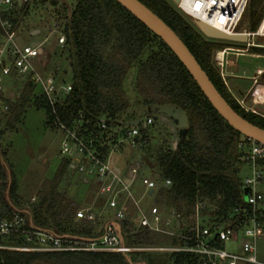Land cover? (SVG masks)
<instances>
[{
  "label": "trees",
  "instance_id": "1",
  "mask_svg": "<svg viewBox=\"0 0 264 264\" xmlns=\"http://www.w3.org/2000/svg\"><path fill=\"white\" fill-rule=\"evenodd\" d=\"M141 1L175 30L232 107L264 128V118L257 119L259 114L250 110L245 112L233 100L212 61L215 50L232 45L226 40L204 35L167 0ZM29 3L2 12L0 41L5 37L1 22L8 20L11 29H17L29 13ZM58 3L59 0H51L52 5ZM249 5V30H255L264 15V1L250 0ZM60 8L55 12L58 19L65 20L62 33L70 48L74 73L72 89L56 103L54 111L39 85L26 78L18 99H9V110L2 114H9L7 126L17 130V124L27 109L36 105L45 110L46 124L52 122L58 128L59 122L69 127L80 123L84 137L93 139L100 155L107 157L112 149L123 150L122 146L116 149L118 145L111 133L112 126L126 125L128 120L142 116V111L152 104H175L187 110L189 126L176 145L158 148L155 159L158 179L168 178L171 184H159L156 202L169 209L168 217L176 216L175 227L182 232L194 226L198 202L203 205L200 208L201 223L211 231L240 216L250 217L252 204L244 196V178L241 176L243 166L248 162L244 158L248 152L244 147L249 139L216 111L168 45L117 0H76L69 12L66 6H63L64 12ZM130 73L132 79L126 84ZM103 120L107 123L105 129L100 128ZM144 140L145 133L140 140L141 146ZM257 163L263 164L264 157L258 158ZM1 165L0 159V169ZM69 167L70 157L65 156L54 178L46 180L40 189L39 202L26 211L34 224L56 235L97 237L103 229L97 235L73 232V211L76 214L79 207L72 209L67 196L57 193L58 183ZM9 185L8 195L15 194V180ZM2 199L0 187V217L6 214ZM210 208L213 210L208 214ZM261 214L262 210H259L260 221L264 218ZM128 216L121 224L125 242L130 245L152 244L153 233L144 228L132 232ZM171 242L183 243L177 236L172 237ZM3 255V264H138L137 257L144 264H199L200 261L199 256L186 251L8 250Z\"/></svg>",
  "mask_w": 264,
  "mask_h": 264
},
{
  "label": "built area",
  "instance_id": "2",
  "mask_svg": "<svg viewBox=\"0 0 264 264\" xmlns=\"http://www.w3.org/2000/svg\"><path fill=\"white\" fill-rule=\"evenodd\" d=\"M29 2L30 0H0V18L3 11L9 10L14 6L16 8L24 7ZM249 2L250 0H176L175 4L176 8L189 18L192 16L201 19L228 34L246 33L248 46L264 47V42L254 43L252 41L254 36L262 37L264 40V15L255 30L238 29ZM1 23L5 30V37L0 41V115L5 114L9 110L8 101L10 96L5 93L6 85L3 83V76L6 75L30 78L41 87L49 103L56 111V103L62 101L63 95H66L72 89L71 82L58 84L54 72L43 75L36 70L31 58L42 51L43 40L36 46L26 44L20 47L14 41L15 30L11 29V24L8 20H4ZM249 39H251L250 42ZM64 41L65 35L60 33L58 43L62 44ZM233 49L239 53H247L248 47L225 46L217 49L213 54L214 61L218 65L224 66L227 61L226 55ZM253 54L260 56L258 53ZM262 75H264V68H258L256 74L251 78L252 85L247 95L251 97L254 105L264 104ZM236 99L246 110L264 116V113L258 111L255 107H247L243 99ZM153 121L154 116L148 114L138 125H128L124 132V138L118 140L117 143L127 140L130 146L139 147L143 136L142 131ZM106 127L107 123L104 120L101 121L100 128L105 129ZM58 129L63 131L65 136L72 141V145H69L67 141L63 142V140L60 149L62 154L70 157L72 168L78 167L80 171L86 168L84 164L80 163L81 160L78 162V156L81 159L86 157L90 161L89 173H92L94 167H97V177L100 180L98 194L104 197L103 206L108 205L116 209L115 217L109 218L104 222L101 235L88 238L56 235L34 224L27 211L12 210L7 212L0 217V264H3V252L8 250L131 251L133 249H151L152 247H138L126 243L122 235V229L121 233H119L114 224L117 221L121 225L130 214L134 215L139 229L144 228L149 231L163 232L167 231L162 228L161 223L163 220L165 225H174L176 222V216L174 215L164 219L162 211L156 205L151 206L149 216L139 206L138 200L134 199L129 187L134 179L138 177L139 169L141 168L140 161L131 164L128 174L122 176V171L118 172L111 163L115 149H112L107 157H102L100 151L96 149L93 139L88 140L82 134L83 128L80 123L79 126L69 127L59 122ZM248 139L250 150L244 158L253 165V173L243 179V184L244 186H250L249 196L246 201L252 204L251 216H240L237 220L230 221L224 226L211 231L208 226L200 222V208L203 205L198 202L194 226L190 227L186 232L179 231L177 228H174L173 232H171L172 237L177 236L183 243H172L168 247L160 246L153 247V249L190 252L199 256V264H243L245 262L264 264V261L259 259L256 253L260 231V219L258 218L260 209L258 204L264 199V194L254 188V185L263 178V171L258 168L257 159L264 157V143ZM153 173L155 175L154 178L142 176L141 182L149 190L148 193L153 190L151 194L154 195L159 184L169 185L171 180L166 178L159 181L158 173L154 171ZM124 191H127L126 195H123ZM130 199H133L134 202V212H128V201ZM94 206L96 205L79 207L75 214L77 219H88L95 222L101 213H97ZM261 215L263 216V214ZM176 224L179 225V223ZM226 241H231L234 244L232 249H227L225 244H222V242ZM217 243H220V245H217Z\"/></svg>",
  "mask_w": 264,
  "mask_h": 264
},
{
  "label": "rangeland",
  "instance_id": "3",
  "mask_svg": "<svg viewBox=\"0 0 264 264\" xmlns=\"http://www.w3.org/2000/svg\"><path fill=\"white\" fill-rule=\"evenodd\" d=\"M75 1L76 0H59L58 4L52 5L51 0H35L33 3L30 0L28 5L29 13L26 15L24 23L15 29L14 33V41L20 47L31 44L35 39L43 40L41 45L42 51L38 55L33 56L31 62L36 70L43 75L54 72L58 84L71 82L74 73L70 64V48L68 44L65 41L62 44L58 43V36L62 33V26L65 20L58 19V14L56 15L55 10L61 7L60 9L64 12L63 6H66L69 12L70 9L73 8ZM167 1L176 7V0ZM183 16L192 22L188 16L184 14ZM250 23V5H248L238 29L249 30L251 29ZM35 28H39L40 32L32 34V30ZM250 41L251 39H249V42ZM252 41L254 43L264 42L263 38L258 36H254ZM228 43L232 45V47H248L247 53H239L233 49L226 55L227 61L224 66L218 65L214 61V58H212L213 63L220 71L223 81L227 86V90L229 94L233 96L235 102L240 105L236 98L243 99L247 107H255L258 111L264 113V104L254 105L251 101V97L247 95L252 85L251 78L256 74L258 68H264V48L248 46L246 41L238 42L228 40ZM253 51L260 52V56L254 55ZM134 70L135 69H133L132 72H134ZM131 73L129 74L126 84H129L132 79ZM261 77V81L264 83V75ZM26 80L25 77L3 76V83L6 85L5 93L10 96L11 100L15 101L18 99L20 93L23 91ZM38 87L41 88L40 86ZM64 96L65 95H63V97ZM136 103L142 108L140 102L136 101ZM240 106L242 107V105ZM242 108L245 112H250L244 107ZM147 109L148 108L142 111L144 116L147 115ZM8 115L9 114L0 115V159L2 164L0 169V182L2 185L0 187L2 190L4 213L12 210L28 211L33 204H37L40 200V189L45 184L46 180L54 178L59 165L66 156L60 152L62 143L67 141L69 145H72L71 139L66 137L64 132L59 130L56 125L52 122L49 124L45 123V110L41 107H37L36 105L29 107L21 118V121L17 124V130H12L7 126L6 119ZM257 116V119L264 118L261 117V115ZM127 127L128 125L120 124L112 126L111 133L115 136L116 141L124 138V132ZM143 133H145L146 141L144 140L145 142L142 146L140 145L139 148L137 147L135 150V148L130 146L128 141L125 140L116 144L118 145L116 149L122 146L123 150H115L114 154L117 155L118 163L124 168L121 174L122 176L128 174V167L131 164H135L137 161L141 160V168L139 169L138 177L134 179L129 190L134 199L138 200L139 206L149 216L151 206L156 205L159 207V210L162 211L165 219L168 218L169 209L160 206V204L156 202L155 194L148 193L149 190L142 184L141 178L142 176H147L149 178L155 177L152 166H150L148 162H155L154 166L157 168L155 159L158 148L160 146L171 147L176 141L169 126L160 118L154 117L153 123L148 124L143 130ZM244 149L249 152L250 144H246ZM78 158V162L81 160L80 163L84 164L86 168L80 171L78 167H69L58 183L57 193L59 196H67L68 200L71 202L72 209L88 206L93 199L96 201L97 196L100 198L94 207L95 211L101 213V215L95 222L88 219H77L74 211L72 216L74 226L73 232L97 235L99 230L103 229L104 222L109 218L115 217L116 209L108 205L103 206L104 197L97 194L100 185V180L97 177V167H94L93 172L89 173L91 167L90 161L86 157L81 159L78 156ZM258 168L262 169L263 178L254 185V188L264 194V163H258ZM252 171L253 165L247 162L241 171L242 178L252 175ZM85 178H87V180H85ZM14 180L16 192L15 194L8 195L9 192L7 193V190H11L8 185ZM126 194L127 191H124L123 195ZM133 208L134 202L133 199H130L128 201V212H134ZM258 208L262 210L264 216V199L258 204ZM212 210L211 208L207 209V213L210 214ZM169 217L173 216L170 215ZM128 218L129 222L132 223L131 231L136 232L140 230L136 225L137 220L134 218V215L129 214ZM205 218L207 219L208 215H206ZM161 225L162 228L167 231H151V233H153L151 235L152 244L132 245L138 247L144 246L146 248L152 247L151 249H133L131 251L168 252L169 250L153 249V247L170 246L173 236L171 232H173L176 227L175 224L165 225L164 220ZM259 235L256 253L259 259L264 260V218L260 221ZM222 244H225L227 249H232L234 246L231 241L222 242ZM137 260H139V262L142 261L140 257H137Z\"/></svg>",
  "mask_w": 264,
  "mask_h": 264
},
{
  "label": "water",
  "instance_id": "4",
  "mask_svg": "<svg viewBox=\"0 0 264 264\" xmlns=\"http://www.w3.org/2000/svg\"><path fill=\"white\" fill-rule=\"evenodd\" d=\"M117 1L140 21H142L168 45V47L186 67L212 106L233 128L250 139L264 143V128L249 121L232 107V105L217 89L207 72L196 59L195 55L191 52V50L181 39V37L175 32V30L170 25H168L167 22H165L157 13H155L141 0ZM190 19L207 37L239 42L248 40L246 33L228 34L201 19L192 16ZM39 32V28L32 30V34ZM40 43L41 40L35 39L31 42V45L36 46ZM147 110L148 113L153 114L155 118H160L166 122L173 134V137L175 138L176 142L174 145H176L178 138H183L185 136L189 126L187 110L175 104H152ZM144 117L145 116L142 115L130 119L126 122V125H138L139 122L144 119ZM111 163L113 164L114 168L120 172V168L114 164V157H112ZM243 191L245 198H247L249 196L250 186H244ZM152 192L153 190H150V194ZM114 224L119 233H121L120 223L116 221ZM138 264L144 263L139 262Z\"/></svg>",
  "mask_w": 264,
  "mask_h": 264
},
{
  "label": "crops",
  "instance_id": "5",
  "mask_svg": "<svg viewBox=\"0 0 264 264\" xmlns=\"http://www.w3.org/2000/svg\"><path fill=\"white\" fill-rule=\"evenodd\" d=\"M137 148H135V150H136ZM112 157H114V163H115V165L116 166H118L119 168H120V170L121 171H123V167L118 163V161H117V155H115L114 153H113V155H112ZM142 159V158H141ZM143 160H144V158H143ZM141 161V160H140ZM120 162H122V161H120ZM139 162V161H138ZM149 164H150V166H152V170L154 171V172H157V168L154 166L155 165V162H148ZM130 167V166H129ZM128 167V168H129ZM98 194V193H97ZM96 194V195H97ZM95 198V197H94ZM99 199L100 198H98V196L96 197V201H94V199L90 202V205H92V204H97V201H99ZM260 236V235H259ZM259 238V237H258ZM258 240V239H257ZM258 247V246H257ZM262 261H264L263 259H262Z\"/></svg>",
  "mask_w": 264,
  "mask_h": 264
}]
</instances>
